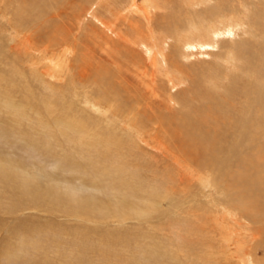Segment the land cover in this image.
Listing matches in <instances>:
<instances>
[{"label": "rangeland", "instance_id": "1", "mask_svg": "<svg viewBox=\"0 0 264 264\" xmlns=\"http://www.w3.org/2000/svg\"><path fill=\"white\" fill-rule=\"evenodd\" d=\"M137 2L0 0V264L264 260V0ZM205 102L193 165L162 134Z\"/></svg>", "mask_w": 264, "mask_h": 264}, {"label": "bare ground", "instance_id": "2", "mask_svg": "<svg viewBox=\"0 0 264 264\" xmlns=\"http://www.w3.org/2000/svg\"><path fill=\"white\" fill-rule=\"evenodd\" d=\"M137 1L138 0H132V4H131L130 9H134V10L135 9H141ZM141 11H143V10H141ZM219 15H220V13H218L217 16L213 17L214 20L208 21L207 26L204 27V30H206L207 28H210L211 26H220L218 24H221L224 19H228L230 22H232V18L227 17L224 14L221 17V19L219 20L217 18ZM221 25H224V24H221ZM189 34H192V32L188 31V33L185 35L184 39H187L189 37ZM211 36H212V34H211ZM213 40L215 42V39H213ZM154 47H155V45H154ZM228 50H229L228 55H230V54L236 55V52L234 50H231V49H228ZM220 55H221V53H220ZM154 57L155 56L153 55V58ZM165 69H167V68L165 67ZM179 72H181V71H179ZM152 75H154V74H152ZM152 85H153V83H152ZM205 104H206V108H204V109L199 108V105H196V106L192 105L191 109L193 110L194 113H197L198 117L195 118V120H194V119L189 118L188 116H184L185 114H183V115H181V117H179L180 119L178 118L176 128L170 127V126H165L163 123L165 119L162 118L161 116H152V118L150 119L151 122L154 121V123L160 124L158 126L157 125L155 126L157 129H161L160 127L165 126L164 128L166 129V131H163L162 137L163 138L166 137V139H168V141L171 140L172 142H174L175 145L173 146V148L168 146L167 150L172 152L173 154H175L174 152H177V150H178L179 151L178 153L180 156L177 154V157H179V158L181 157L182 160H188V162H190L193 165H195L196 162L198 163V160H200V155H202L201 152L209 151L212 158H214L218 153L217 144L221 145V142H222L221 136L218 134V132H221V129H219V124L217 123V121L215 119L210 117V113L213 112V107L208 102H205ZM185 107H188V106L185 104ZM149 117H151V116H149ZM135 121H136V118H135ZM201 122H203L206 126L203 129L201 128ZM244 129H246V128H244ZM261 130H262L261 134H263V136L262 135L261 136L263 137V140H264V126H263V128H261ZM160 131H162V130H159V132ZM250 136H254V135L249 133V137ZM243 149H244V146H243L242 150ZM233 154H234V152L231 155H233ZM234 158H235V156L233 157V159ZM235 163H239V162L236 160ZM247 184H250V186L249 187L245 186V188L241 191V193H238L237 196L231 200L233 202V205L235 207L237 206L239 209L240 208L241 209H243V208H249V209L250 208H258L260 211L263 210V213H264V207H262L261 204L259 203V201H257V200H259L257 195L260 194V191L264 190V180L260 179L258 181V179H256V177H254L253 179H249L247 177ZM225 186H226V184H225ZM219 187H221V186L219 185ZM234 188H235V185H234ZM260 200H262V198ZM229 208H230V210L233 211L231 216H234L235 218H236V216H239V215L241 216L240 212H237V210L235 208H231V207H229ZM230 210H228V211H230ZM240 216H239V218H240ZM228 240L229 239H226V242ZM229 245H231V243H229ZM243 249L246 251L245 248H243ZM250 250H251V248H250ZM250 250L248 252H246L244 256H238L239 261L244 260L247 264H264V260L261 259L260 257L258 258L257 256H255L253 254V252H251ZM237 264H238V262H237Z\"/></svg>", "mask_w": 264, "mask_h": 264}]
</instances>
